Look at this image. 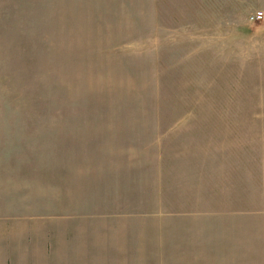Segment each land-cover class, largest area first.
<instances>
[{"label": "rangeland", "instance_id": "obj_1", "mask_svg": "<svg viewBox=\"0 0 264 264\" xmlns=\"http://www.w3.org/2000/svg\"><path fill=\"white\" fill-rule=\"evenodd\" d=\"M34 1L0 0V260L52 226L54 264H264V0Z\"/></svg>", "mask_w": 264, "mask_h": 264}, {"label": "crops", "instance_id": "obj_2", "mask_svg": "<svg viewBox=\"0 0 264 264\" xmlns=\"http://www.w3.org/2000/svg\"><path fill=\"white\" fill-rule=\"evenodd\" d=\"M23 1L26 0H11V3L12 5H24ZM37 1H34L36 5ZM47 2L48 5H54V0H47ZM39 5H43V3L40 1ZM30 230L32 229L26 228L25 231H17L15 227L4 228V231L14 236L4 237L5 244H3V247H5V250H3V258L0 260V264H54L53 227L50 226L45 229L33 228V230H39L33 232ZM6 232L5 234L7 235ZM18 233H31L33 236L26 238L24 241L22 237H16ZM39 240L43 241L42 247L38 244ZM25 256L27 257L25 258Z\"/></svg>", "mask_w": 264, "mask_h": 264}, {"label": "built area", "instance_id": "obj_3", "mask_svg": "<svg viewBox=\"0 0 264 264\" xmlns=\"http://www.w3.org/2000/svg\"><path fill=\"white\" fill-rule=\"evenodd\" d=\"M263 17H262V14L261 13H255L253 16H251V20L253 21V22H256V21H258V20H261Z\"/></svg>", "mask_w": 264, "mask_h": 264}]
</instances>
